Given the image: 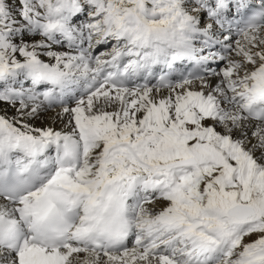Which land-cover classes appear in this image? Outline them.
<instances>
[{
    "label": "snow or ice",
    "instance_id": "6c2138e0",
    "mask_svg": "<svg viewBox=\"0 0 264 264\" xmlns=\"http://www.w3.org/2000/svg\"><path fill=\"white\" fill-rule=\"evenodd\" d=\"M0 264H264V0H0Z\"/></svg>",
    "mask_w": 264,
    "mask_h": 264
},
{
    "label": "bare ground",
    "instance_id": "6f19581e",
    "mask_svg": "<svg viewBox=\"0 0 264 264\" xmlns=\"http://www.w3.org/2000/svg\"><path fill=\"white\" fill-rule=\"evenodd\" d=\"M101 51L100 49H97L96 54H98ZM51 113H47L41 116V118L39 120L34 121L33 123L35 124V126L37 127H43V126H53L56 127L57 129L59 127H61V125L59 123H53L52 120L49 119V117L51 116Z\"/></svg>",
    "mask_w": 264,
    "mask_h": 264
},
{
    "label": "rangeland",
    "instance_id": "374dc122",
    "mask_svg": "<svg viewBox=\"0 0 264 264\" xmlns=\"http://www.w3.org/2000/svg\"><path fill=\"white\" fill-rule=\"evenodd\" d=\"M105 50H110V49H105V48H103V47L101 48V51H105Z\"/></svg>",
    "mask_w": 264,
    "mask_h": 264
}]
</instances>
